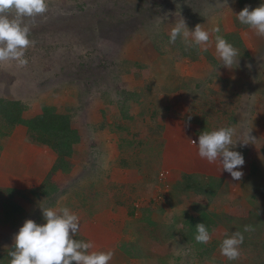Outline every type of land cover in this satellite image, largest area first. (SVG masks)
<instances>
[{"label":"rangeland","instance_id":"374dc122","mask_svg":"<svg viewBox=\"0 0 264 264\" xmlns=\"http://www.w3.org/2000/svg\"><path fill=\"white\" fill-rule=\"evenodd\" d=\"M240 1L46 0V13L25 18L34 42L25 53L28 64L0 62V103L23 104L26 119L41 114L45 106L54 107L71 118L81 140L70 171L59 179L26 194L0 188V255L6 264L24 222L32 219L42 225V208L63 207L80 217L74 238L93 242V251H112L110 264H197L194 248L172 236L179 234L181 221L201 207L218 215L206 264H264V37L248 27H235ZM259 2L264 0H244L249 10ZM182 17L190 30L197 24L205 30L218 25L220 35L239 36V62L233 68L222 65L215 55L214 35L203 53L187 48L181 38L169 43L171 29ZM171 73L180 75L178 81L165 86ZM199 105L210 111L212 131L236 129L232 150L245 158V165L236 169L247 175L242 183L249 188L245 198H233L238 187L227 189L230 173L218 163L209 166L200 157L203 165L196 160L198 145L192 140L198 144L199 136L191 119ZM109 123L118 133L109 131ZM6 126L0 115V152L9 133ZM120 132L133 138L121 150ZM249 132L255 142L243 145ZM170 140L177 144L173 150L192 153V172L176 171L180 165L167 158ZM154 154L157 161L151 159ZM103 177L125 186L133 204L116 206L111 198L107 208L97 207L86 221L84 204L103 206L106 201L97 195ZM187 185L192 189H185ZM255 189L258 196L250 193ZM199 190L206 203L199 199ZM14 204L19 208L15 213ZM132 207L134 215H129ZM245 225L255 230L244 232ZM236 231L243 233L244 242L240 258L230 261L220 254V244L225 234ZM149 235L157 239L149 242ZM138 236L142 241L136 243ZM158 242L159 252L153 249Z\"/></svg>","mask_w":264,"mask_h":264},{"label":"clouds","instance_id":"9594fccd","mask_svg":"<svg viewBox=\"0 0 264 264\" xmlns=\"http://www.w3.org/2000/svg\"><path fill=\"white\" fill-rule=\"evenodd\" d=\"M48 10L46 0H0V62L16 61L23 67L28 64L26 50L34 43L30 38V27L24 23L25 18L32 19L43 15ZM238 21L248 26L257 36L264 37V4L249 10L246 6L236 15ZM220 33L219 26L205 30L197 24L190 30L182 17L171 29L169 43L174 44L181 38L187 48H198L207 52L215 40V55L227 68L239 62V49L229 43ZM236 129L221 127L217 130L203 131L198 138V155L209 164L218 163L222 171L230 173L235 181L243 178L244 173L236 170L245 165L244 156L232 150ZM243 145L254 143L255 138L247 133V139L241 140ZM242 145V146H243ZM46 223L37 224L28 219L14 237L13 249L10 250V264H110L113 260L112 251H93L94 243L77 240L74 237L80 231V217L68 207L59 209L42 208ZM195 241L208 244L212 236L205 223L195 226ZM255 229L251 225L244 226V232ZM220 244V254L230 261L241 256V245L244 235L240 231L231 236L227 234Z\"/></svg>","mask_w":264,"mask_h":264},{"label":"trees","instance_id":"16d2710c","mask_svg":"<svg viewBox=\"0 0 264 264\" xmlns=\"http://www.w3.org/2000/svg\"><path fill=\"white\" fill-rule=\"evenodd\" d=\"M259 4L260 5L264 4V2H259ZM240 7H241V10H243L246 7L244 0L240 1ZM234 20H235L234 21L235 27H238V28L248 27L246 25L241 24L236 17ZM234 36L235 35H232V34L231 35L226 34L223 37L229 43L233 44L234 46L236 44L235 42H238V41L242 45L240 37L239 36L234 37ZM194 51H195L194 55L192 56L193 59H195L198 55L197 50H194ZM170 78H172L171 75H170ZM25 108L26 106L24 107V105L20 104L19 102H4V104L2 102L0 103V115H2L6 119V122H7L6 129L9 132V133L6 132V134L9 135L13 131L14 127L18 125H23L27 127L29 131V139L33 143L50 147L58 156L53 172L50 174L49 178H51L54 175V173L57 171H63V172L70 171L71 169L70 159L72 158L74 152L76 151V147L79 145L80 140H81L79 132L72 127L71 118L68 115L58 113L54 107L45 106L41 114L31 119H26L24 118ZM193 109L195 110L197 109V111L194 110V114L192 115V119H191V121H193V119L196 120L194 133L199 136L203 131H206V129L211 132L212 130L209 127L210 122L207 120L208 114L210 113V111L209 110L207 111L205 109V105H199L198 107L195 106ZM108 127H109V131L118 133L117 132L118 130L115 128L114 123H109ZM121 127L126 128L124 125H122ZM125 130L122 129L121 131L123 132ZM188 131H190V129L186 130V132ZM122 132L118 134L119 136L118 149L119 150L122 149L124 142L130 139H133L130 136L129 137L124 136ZM131 143L132 142H130V144ZM121 153L123 155V151H121ZM157 155L158 154L152 155L153 157H151V159L157 161V157H156ZM250 164L252 165V163ZM157 169L158 168H154V171H156L155 173L159 171V169L158 170ZM183 175H186V174H183ZM189 177H192V176H187L186 179L191 181L190 183L194 185V181ZM211 179H214V177H211ZM125 188L126 187L123 185L114 184V183L109 182L108 177H103L101 181L99 182V189L102 192L101 191L97 192V195L101 198H105L106 201L103 206H95L94 204L89 206L87 205V203L86 204L83 203L84 209L88 211V213H85V214H88L89 218H91L93 214L98 211L97 207L103 208V209L107 208V206L109 205L107 204V202L108 201L110 202L111 198H112V202L116 206L130 205L131 207V205L133 204L132 203L133 200L127 197V195L124 192ZM185 189L190 190L192 188L187 185L185 186ZM36 190H31V192H35ZM12 192L26 194V192L17 191V190H13ZM200 193H201V198L199 199H201L202 202L206 203L207 199H206L205 193L202 191ZM102 194H105V195H102ZM86 202H88V200H86ZM14 206L15 207L13 209H15L14 210V213H15L16 207H17V210L19 208L15 204ZM134 208L135 207L129 208L130 215H134ZM84 209H82L81 213L83 212ZM214 217L218 219L217 214H211V212L206 210L205 207L197 208L195 209V211L189 214L188 217H186L183 221H181V224H180L181 227H180L179 234L172 236L175 238L174 239L175 241L185 240L190 245L191 249L194 248V252H195L194 255L196 258L195 260H197V264H206L204 261V258L208 259V257L211 256L213 246L211 244L210 245L199 244L195 241V235H196L195 226L198 223H205L210 234L213 232L215 233L217 230L218 221L215 220ZM149 223L150 224L152 223L153 225L155 224L154 222H152V220H150ZM149 236H150V239L148 240L149 242H152V239L153 240L157 239L155 236H152V235H149ZM138 241H142V238L139 236L136 238V243ZM153 249L159 252L161 250V243L158 245V247L157 245L155 246V244H153ZM0 263L1 264L8 263V262H5V259L2 255H0Z\"/></svg>","mask_w":264,"mask_h":264},{"label":"crops","instance_id":"0c3cea01","mask_svg":"<svg viewBox=\"0 0 264 264\" xmlns=\"http://www.w3.org/2000/svg\"><path fill=\"white\" fill-rule=\"evenodd\" d=\"M171 76L172 78L167 81L168 83L165 84V86L172 84L173 81H178V77L180 75H174L171 73ZM160 86L162 89H164V85ZM27 133V128H25L23 125H18L3 142V147L0 152V188L28 192L29 190L41 188L43 185H45L47 180L52 179V181H54L55 179H59V177L64 173L63 171H57L51 178H49L50 174L53 172L58 156L50 147L33 143L29 137H27ZM174 145L177 144L173 142V140L168 142L167 147L171 154L167 153V158H174L176 160V164L180 165L176 167V171L192 172L191 165L194 161L192 153L188 150L182 152L173 150ZM197 158L196 160L198 161V164H202V161L199 160V156ZM196 167L199 166L196 165ZM174 173L176 174V172ZM246 176L247 175H244L243 178L246 179ZM243 178L239 181H235L232 179L231 175H229L225 179L228 190L236 186L238 187V190L235 188V195H233L235 200H237L238 197L245 198L249 193V188L247 186L243 187ZM257 192L258 190L255 189L250 193L254 196H258L260 193ZM241 202H243V200ZM135 207L137 208L136 204ZM84 218L86 221L90 219L86 217ZM129 218H131V216Z\"/></svg>","mask_w":264,"mask_h":264}]
</instances>
